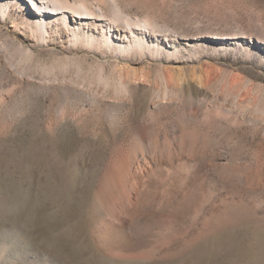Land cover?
<instances>
[{
    "label": "rangeland",
    "instance_id": "374dc122",
    "mask_svg": "<svg viewBox=\"0 0 264 264\" xmlns=\"http://www.w3.org/2000/svg\"><path fill=\"white\" fill-rule=\"evenodd\" d=\"M3 1L0 264H168L226 212L264 224V0H54L43 29Z\"/></svg>",
    "mask_w": 264,
    "mask_h": 264
},
{
    "label": "bare ground",
    "instance_id": "6f19581e",
    "mask_svg": "<svg viewBox=\"0 0 264 264\" xmlns=\"http://www.w3.org/2000/svg\"><path fill=\"white\" fill-rule=\"evenodd\" d=\"M29 1L32 5L33 14L38 16L37 18H35V22L38 25V27L42 29H43L42 26L44 25L43 21L46 20L45 19L46 16L45 13L47 12L46 9L53 10V12H49V14L52 15H57L58 13L66 15L68 13H71V11H69L70 7L68 9L61 8L54 0H29ZM3 2L8 3V0L7 1L5 0ZM81 11L86 13V10L83 7L73 8L72 16L76 18L79 17L77 16V14L80 13ZM80 18H84V17H80ZM225 215L226 217H223L222 219L217 218L216 221L215 218L214 219L215 221L213 220L214 222L211 221V223L209 222L210 224L208 225L205 224L206 227L204 228V231L201 230L200 232L202 234L201 236H204V239H202L203 241L201 240L194 245L193 249L190 251V255L188 259L181 262H172L168 264H264V224H259V223L252 224L251 221L239 217V213L237 212H233L231 214H228L226 212ZM3 228L5 229V227ZM32 238L33 237H31V239ZM54 240L52 239V243L54 242L55 246L59 245L62 247L66 245L63 244V241L59 240L58 238L56 239V241ZM190 247L191 245L189 246V248ZM187 253L189 254V251ZM97 260H99V258ZM94 264H106V263L103 261L102 263L94 262Z\"/></svg>",
    "mask_w": 264,
    "mask_h": 264
}]
</instances>
